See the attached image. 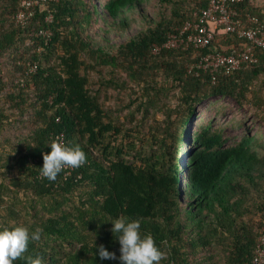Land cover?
<instances>
[{"label": "trees", "instance_id": "trees-1", "mask_svg": "<svg viewBox=\"0 0 264 264\" xmlns=\"http://www.w3.org/2000/svg\"><path fill=\"white\" fill-rule=\"evenodd\" d=\"M208 2L47 1L32 5L33 14L21 24L22 0H0V92L9 83L14 87L8 106L0 107V226L43 229L24 257H39L42 264H120L95 256L94 240L118 257L110 220L128 216L139 219L141 231L165 253L160 264H215L218 254L225 264H250L260 230L247 218L248 201L252 189L261 194L264 188V139L250 128L232 138L230 123L207 116L197 121V111L213 97H230L263 120L264 50L257 49V62L231 73L198 68L203 55L230 53L246 42L209 22L215 32L209 46L153 52ZM234 6L247 26L248 14L264 21V6L255 0ZM103 23L126 39L112 44ZM106 68L111 76L93 83L91 72ZM107 87L137 95L107 105L101 96ZM12 107L19 118L7 112ZM29 120L36 125L27 132L8 133ZM62 139L79 145L86 162L49 181L40 173L43 154ZM185 169L187 202L181 195ZM258 203L261 229L264 204Z\"/></svg>", "mask_w": 264, "mask_h": 264}, {"label": "built area", "instance_id": "built-area-1", "mask_svg": "<svg viewBox=\"0 0 264 264\" xmlns=\"http://www.w3.org/2000/svg\"><path fill=\"white\" fill-rule=\"evenodd\" d=\"M47 1L57 0H22V7L17 14V21L25 24L33 14L32 5H43ZM207 7L201 13L196 12L195 19L187 20L178 32H171L164 45H153V52L159 53L163 48H186L190 45L202 48L209 46L215 39L214 29L235 33L238 38L246 39L242 47L230 53L212 51L205 54L198 61V68L218 72L223 70L231 73L240 69L246 63H255L259 57L257 49L264 50V21L257 15H247V26L234 5L244 0H208ZM50 17V16H49ZM52 17V16H51ZM50 17V18H51ZM213 23L211 28L208 23ZM37 65H33L35 70ZM65 142L64 139L61 140ZM250 264H264V226L260 229L258 243Z\"/></svg>", "mask_w": 264, "mask_h": 264}, {"label": "clouds", "instance_id": "clouds-1", "mask_svg": "<svg viewBox=\"0 0 264 264\" xmlns=\"http://www.w3.org/2000/svg\"><path fill=\"white\" fill-rule=\"evenodd\" d=\"M48 147L50 151L43 154V165L39 168L41 175L49 181L56 180L63 169L78 168L86 162V154L79 145L53 140ZM110 222V231L119 243V256L103 244L97 246L94 240L95 256L98 255L101 260L118 259L120 264H160L165 253L157 246L151 233L141 231L139 219L119 216ZM42 231L40 227L30 230L22 224L0 226V264H15L20 258H26L29 264H42L39 257H24L29 242L39 241Z\"/></svg>", "mask_w": 264, "mask_h": 264}, {"label": "rangeland", "instance_id": "rangeland-1", "mask_svg": "<svg viewBox=\"0 0 264 264\" xmlns=\"http://www.w3.org/2000/svg\"><path fill=\"white\" fill-rule=\"evenodd\" d=\"M256 3L261 4L262 6H264V0H255ZM147 8L150 9L149 4L147 3ZM151 9L155 10L157 8H153V6L151 5ZM108 25V24H107ZM105 23L102 24V27H108L109 31V37H110V42L112 44H119L122 41H124L127 37L128 34H126V36H119L118 33L116 32V30H114V27L111 26H107ZM143 26V23H139V24H134L133 28L131 31H129L131 34L134 33L136 31V29H138L139 27ZM102 31V28H101ZM104 74L105 76L110 77L112 73H109L108 68L106 69H102V71H92L91 72V79L93 83H97L98 85L100 84V82L102 81L101 78H104ZM132 88V87H131ZM14 89V87L12 86L11 83L8 84V86L6 87L5 90L0 92V107L8 106L7 103V93L8 91H12ZM106 89V90H104ZM102 90L101 96L105 99V104L107 105H120L122 104V101H126L128 102L130 100L131 95L132 99L136 97V93H129L131 92V90L129 89H124L122 92L116 91V89L114 87H107L104 88ZM134 89V88H133ZM136 91L138 90L137 87H135ZM105 94H107V98L105 97ZM224 107L223 110L221 112H219L218 108L220 107ZM32 110H29L26 112V117L29 118L28 114L31 113ZM255 110L249 106H242L240 105L238 102H236L233 98L230 97H213L209 100L204 101L198 108V113L200 114V117L198 118L197 121H200L201 119H205L206 116L207 117H214L215 119H217L219 122L218 123H225L228 122L230 123L226 129L227 134L230 135L232 138H237L240 137L244 134V130L246 128H250L252 133H255L256 135L262 137L264 139V119L262 120V118L260 116H258L256 114V112H254ZM9 114H13V117H18L19 115V111L16 108H11L8 109L7 111ZM126 113V111H125ZM197 116V115H196ZM159 118H163V114H159L158 115ZM196 119V117H195ZM195 119L193 120V122H191L190 126H189V133H190V139L192 142L193 141V136L195 133V127L198 125L197 121H195ZM239 120V121H244L246 122V127H238L233 125V121L234 120ZM30 124L29 125H25V124H21L18 125L16 124L15 127H13L12 129H10V131H8V133H13V132H19V131H24L27 132L28 128L33 127L36 125V123L34 121L29 120ZM189 154L186 155V157H188ZM185 157V159H186ZM186 175L182 174L181 176V195H182V200L183 202H187L189 201V191H188V187H187V181H188V171L185 169ZM253 194L250 195V199L248 201V203L250 202V208L251 211L249 213H247V218H250L251 223L254 225V227L257 230H260V221L262 220V214H261V210L258 209L260 207H258L259 203L261 202L264 204V188L261 190V194L258 193V191L253 190L252 192ZM249 216V217H248ZM223 254V253H222ZM224 255V254H223ZM215 260V264H225L223 258H221V256L218 254V256L216 255Z\"/></svg>", "mask_w": 264, "mask_h": 264}]
</instances>
